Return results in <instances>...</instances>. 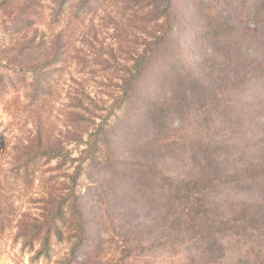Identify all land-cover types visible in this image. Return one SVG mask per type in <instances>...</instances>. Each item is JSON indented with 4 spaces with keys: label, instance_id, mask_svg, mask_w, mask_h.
Returning a JSON list of instances; mask_svg holds the SVG:
<instances>
[{
    "label": "rangeland",
    "instance_id": "374dc122",
    "mask_svg": "<svg viewBox=\"0 0 264 264\" xmlns=\"http://www.w3.org/2000/svg\"><path fill=\"white\" fill-rule=\"evenodd\" d=\"M59 1L0 0V264H191L187 236L161 227L175 191L154 178H213L209 207L251 195L214 179L264 164V76L248 80L249 29L263 24L264 0H73L58 16ZM167 24L166 45L154 55L148 46L142 77L118 106L138 44ZM29 37L36 46L26 50ZM94 133L103 151L83 163L71 193L77 161L43 152L60 144L76 157ZM29 140H41L32 150L40 164L26 172ZM50 190L83 211L68 210L70 238L53 236L47 260L25 233ZM79 218L90 242L75 246Z\"/></svg>",
    "mask_w": 264,
    "mask_h": 264
},
{
    "label": "trees",
    "instance_id": "16d2710c",
    "mask_svg": "<svg viewBox=\"0 0 264 264\" xmlns=\"http://www.w3.org/2000/svg\"><path fill=\"white\" fill-rule=\"evenodd\" d=\"M73 0H60L58 7V16L62 11H65L67 6L72 3ZM170 1V0H168ZM171 2V1H170ZM172 5V4H171ZM66 7V8H65ZM78 15V14H76ZM75 15V16H76ZM257 13L252 14L255 18ZM257 22V21H256ZM31 22H27V29L31 27ZM172 26L167 24L165 30H160V35L157 36V40L151 44L139 43V46H143L145 49L138 54L135 63L133 65V71L128 73V69H124L125 74H129L126 78H120L119 88L122 93L119 97L121 103L128 100L130 97V91L135 89V84L141 79L144 69H142V62L145 63L146 59H150V55H145L146 49L151 47L150 54L154 55L159 53L160 50L166 45L165 37L171 36ZM32 30V29H31ZM249 51L250 54L248 60V69L251 75L248 80L260 79L264 76V20L261 26L254 24V27L249 29ZM142 32V31H141ZM144 32V31H143ZM145 35L147 34L144 32ZM62 32L59 33V41H61ZM150 36V35H149ZM152 37V36H151ZM27 45L25 49L34 48L36 45L32 42V37L26 40ZM28 53L26 52V55ZM249 56V54H248ZM147 60V61H148ZM81 95H84L82 92ZM80 95H75L74 100L80 104ZM79 99V100H78ZM89 104H92V99H88ZM96 107V105H93ZM86 112L89 109H85ZM157 108L153 106L151 108V120L155 121V114ZM91 115L92 113L88 111ZM87 117L91 119V117ZM160 118V117H159ZM99 135V134H98ZM97 133L92 134L91 138L86 141L84 148L79 151V155L72 157L71 153L64 149L62 145L48 146L43 153L49 161L67 160L70 159L77 161L75 176L72 181L71 187H67L71 193H74L76 189L77 179L79 172L83 167V163L88 161H95L101 155L103 151V143L100 135ZM41 140H29L25 145L26 149V161L23 162V168L27 172L34 171L40 164L39 156L36 151L40 147ZM221 160V158H219ZM218 160V170L223 161ZM226 161V158L224 159ZM246 168L245 171L239 170L238 174L230 176L227 173H220L219 178L215 184H219V190L223 187H244V189L250 192V196L243 201L236 199L235 201L217 200L210 203L207 206L205 203V197H207L208 185L213 181V178L208 179L204 175L203 177H193L192 179L186 178H166V176H156L154 179H161L167 181L168 190L175 191L172 196V202L168 200L167 210L161 221V227L169 230L171 237H175L177 234H184L187 236L186 241L192 244L194 254L191 255L190 251L184 260H188L191 264H264V164H256L254 167ZM245 174V176H244ZM179 177V176H177ZM214 184V183H213ZM74 190V191H73ZM52 190L46 193V197L40 200L42 207L39 209L40 214H29L26 216L28 220V226L26 228V235L28 234V240L30 244L34 242L39 243V248L35 253V257H43L49 260L51 258V238L55 236L59 240L65 239L64 226L72 227L74 222L68 221L67 212L70 208H73L76 213L82 218V207L76 201L74 205L68 207L65 202L67 199L56 202L55 198H51ZM210 192V191H209ZM259 196V197H258ZM170 197V195H169ZM165 198V197H164ZM183 198H192L196 207L184 206L182 204ZM166 199V198H165ZM67 206V207H66ZM43 218V219H39ZM78 220V229L80 233L77 239L74 241L75 246L81 243H89L88 237L85 233L86 221ZM63 226V227H62ZM192 231L194 233H192ZM187 233V234H185ZM166 235H168L166 233ZM163 236V235H161ZM170 237V238H171ZM70 236L65 240H69ZM174 238L171 240V242ZM157 244V241L154 244ZM161 244V243H160ZM129 254H125L124 259ZM122 257V258H123ZM235 259V262L232 260ZM124 264V263H122Z\"/></svg>",
    "mask_w": 264,
    "mask_h": 264
}]
</instances>
